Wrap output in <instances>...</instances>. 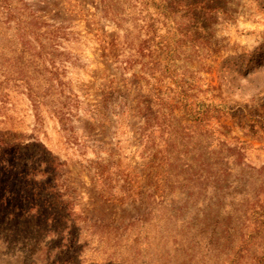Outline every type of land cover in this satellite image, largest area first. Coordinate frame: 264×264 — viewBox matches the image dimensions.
<instances>
[{
    "label": "rangeland",
    "instance_id": "1",
    "mask_svg": "<svg viewBox=\"0 0 264 264\" xmlns=\"http://www.w3.org/2000/svg\"><path fill=\"white\" fill-rule=\"evenodd\" d=\"M27 145L84 264H264V0H0V146ZM31 231L0 218V264L63 258Z\"/></svg>",
    "mask_w": 264,
    "mask_h": 264
},
{
    "label": "trees",
    "instance_id": "2",
    "mask_svg": "<svg viewBox=\"0 0 264 264\" xmlns=\"http://www.w3.org/2000/svg\"><path fill=\"white\" fill-rule=\"evenodd\" d=\"M155 10L159 14L166 12L167 16L175 14V11H171L157 1L155 2ZM32 147L33 145L20 148L0 146V218H3V222L12 223L13 225L17 223L20 226L32 228V231L40 233L41 240L34 237L29 240L35 243H45L49 250L48 259L53 250L58 255H62L63 258H67L65 262L62 261V258L59 261L48 262V264H84L83 248L86 246L85 242L82 241L81 231L75 230V224L71 222V226L69 228L67 226L68 233H65V231L59 232V226L62 223H67L68 225L71 217L70 213L67 210L64 212L62 210L58 213L57 211L48 213L49 209L45 203L39 200L44 189L39 187V183H36V174L39 173V170L44 174H48L49 171L42 170V162L38 163V165L36 164L34 161L36 155L32 157V155L27 153ZM21 164L23 165L21 166ZM21 234L30 235L27 231L24 233L22 230L19 235ZM54 238L59 241L57 246L54 244L56 243ZM24 239L27 240L26 237ZM76 247L80 250H77ZM35 250L34 248L32 251ZM110 263L117 264L116 261L112 260H109L108 264ZM92 264L100 263L93 261Z\"/></svg>",
    "mask_w": 264,
    "mask_h": 264
}]
</instances>
